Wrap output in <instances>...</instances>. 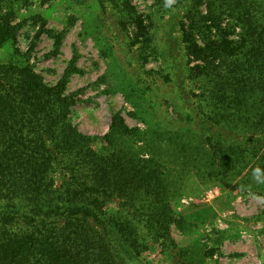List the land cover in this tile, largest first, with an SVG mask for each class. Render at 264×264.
Masks as SVG:
<instances>
[{
	"label": "rangeland",
	"instance_id": "374dc122",
	"mask_svg": "<svg viewBox=\"0 0 264 264\" xmlns=\"http://www.w3.org/2000/svg\"><path fill=\"white\" fill-rule=\"evenodd\" d=\"M234 1L173 0L168 7L167 0L2 4L7 43L0 64L16 54L26 57L45 86L61 87L72 103L68 118L84 135H107L118 116L128 133L109 149L128 151L127 159L138 164L153 159L151 170L166 180L158 191L166 205L154 192L153 199L137 195L138 212L123 206V199L110 201L108 213L126 220L139 244L137 259L117 264H264V132L226 128L236 105L211 102L223 75L206 69L212 59L202 51L219 48L220 41L209 45L218 41L211 21L222 28L234 21ZM197 21L204 27L208 21L205 36L192 37ZM224 38L238 40L237 34ZM229 130L235 138L221 146L251 157L260 153L252 167L238 170L211 158L213 144L204 137ZM257 168L261 179L254 175ZM52 177L60 189L69 174L60 165ZM160 212L172 222L154 234L146 216ZM58 224L65 221L59 218Z\"/></svg>",
	"mask_w": 264,
	"mask_h": 264
},
{
	"label": "trees",
	"instance_id": "16d2710c",
	"mask_svg": "<svg viewBox=\"0 0 264 264\" xmlns=\"http://www.w3.org/2000/svg\"><path fill=\"white\" fill-rule=\"evenodd\" d=\"M250 1H234L229 10L234 21L226 27L211 21L218 41L209 45L220 41L219 48L202 50L212 59L205 61L206 69L223 75L211 102L217 98L227 107L236 105L227 116L233 123L226 128L245 135L264 132V0ZM206 22L205 27L200 21L192 25V37L206 35ZM235 34L238 40L224 38ZM6 36L0 22V48ZM71 105L59 85H44L26 57L16 54L0 64V264H117L137 259V233L122 217L108 213L110 201L123 199V206L138 212L137 195L154 192L159 204H168L164 192H158L166 180L151 170L153 159L138 164L134 157L127 159L128 151L109 149L128 133L121 119L113 118L107 135L87 136L72 126ZM231 132L204 137L213 144L211 158L238 170L252 167L260 153L251 157L247 151L229 152L221 146L234 140ZM60 165L69 178L55 189L52 174ZM59 218L65 221L62 227ZM146 218L154 234L169 230L172 222L161 212Z\"/></svg>",
	"mask_w": 264,
	"mask_h": 264
},
{
	"label": "clouds",
	"instance_id": "9594fccd",
	"mask_svg": "<svg viewBox=\"0 0 264 264\" xmlns=\"http://www.w3.org/2000/svg\"><path fill=\"white\" fill-rule=\"evenodd\" d=\"M172 2H173V0H167V3L165 6L166 7L171 6ZM260 173H261V170L259 168L255 169L254 175L256 176L257 179H261Z\"/></svg>",
	"mask_w": 264,
	"mask_h": 264
},
{
	"label": "built area",
	"instance_id": "2783aa9c",
	"mask_svg": "<svg viewBox=\"0 0 264 264\" xmlns=\"http://www.w3.org/2000/svg\"><path fill=\"white\" fill-rule=\"evenodd\" d=\"M222 218H224V216H222ZM219 222H221V219L219 220Z\"/></svg>",
	"mask_w": 264,
	"mask_h": 264
}]
</instances>
